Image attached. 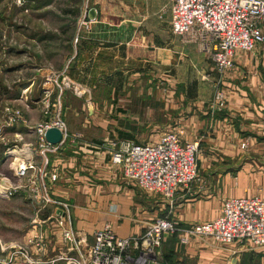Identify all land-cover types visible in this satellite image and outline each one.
<instances>
[{
  "label": "crops",
  "instance_id": "obj_1",
  "mask_svg": "<svg viewBox=\"0 0 264 264\" xmlns=\"http://www.w3.org/2000/svg\"><path fill=\"white\" fill-rule=\"evenodd\" d=\"M169 3L88 0L84 17L87 8H94L96 15L81 34L70 73L71 80L82 85V92L59 91L68 136L48 153L45 165L57 175L55 181L47 179V191L52 199L71 205L69 221L59 224L63 211L46 205L35 212L23 236L0 235V256L5 255L7 245L27 241L34 233V221L41 223L45 233L42 259L71 264L70 257L86 255L94 231L104 225L120 237L138 236L158 217L174 218L186 227L217 217L224 199L264 197V45L248 53L235 51L233 66L219 75L206 53L171 31L161 14ZM258 56L261 60L257 61L254 57ZM118 61L129 62L152 81L139 90L143 102L138 104L141 110L136 114L141 118L135 123L129 119L127 83L112 71L113 62ZM161 68L168 73L164 95L157 80ZM218 89L223 92L221 106L214 100ZM165 100L175 104V115L174 109L165 107ZM161 114L184 129L185 139L198 141L200 182L177 191L173 202L128 182L120 166L110 160L113 148L130 141L153 142L174 129L165 130ZM29 130L27 136H34ZM30 144L27 138L24 157L40 160ZM66 226L80 241L76 250L61 240ZM180 237V232L165 234L155 259L167 264H264V250L245 243L219 244L206 237L182 243Z\"/></svg>",
  "mask_w": 264,
  "mask_h": 264
},
{
  "label": "built area",
  "instance_id": "obj_2",
  "mask_svg": "<svg viewBox=\"0 0 264 264\" xmlns=\"http://www.w3.org/2000/svg\"><path fill=\"white\" fill-rule=\"evenodd\" d=\"M168 11L171 31L206 53L219 75L233 66L235 51H252L264 42V0H170ZM95 15V9L89 8L86 23L94 21ZM214 100L220 106L223 104L221 90L215 91ZM50 128L61 133V140L56 144L46 140L45 133ZM35 132L40 160L20 162L15 174L26 181L31 203L39 210L49 204L60 207L63 215L58 223L62 225L69 221L71 205L51 198L46 181H55L57 175L45 168L48 153L56 151L68 136L59 98L51 107L45 105L44 118L35 125ZM197 151L198 142L185 139L184 129L178 127L161 134L153 142L130 141L113 148L110 160L120 166L128 182L173 202L176 192L188 188L197 177ZM20 187L16 184L4 188L0 195L10 197ZM31 226L34 233L24 244L7 245L5 255L0 256V264H11L16 257L17 264H53V259H42L46 238L41 223L34 221ZM178 232L182 243L192 237H206L219 244L240 242L264 250V197L224 199L217 217L186 227L180 226L174 218L158 217L148 222L138 236L120 237L109 225H104L94 231L86 255L79 253L69 260L71 264H167L156 260V255L164 235ZM61 240L71 250H76L80 243L69 226L62 229Z\"/></svg>",
  "mask_w": 264,
  "mask_h": 264
},
{
  "label": "rangeland",
  "instance_id": "obj_3",
  "mask_svg": "<svg viewBox=\"0 0 264 264\" xmlns=\"http://www.w3.org/2000/svg\"><path fill=\"white\" fill-rule=\"evenodd\" d=\"M86 5L88 0H0V191L21 185L10 197L0 195V235L4 237L23 236L30 228V219L39 211L31 203L26 181L15 174L20 162L30 161L24 157L27 138L37 154L35 125L44 118L45 105L51 107L62 88H69L77 94L82 92V85L75 84L70 73L72 61L78 55L76 47L82 39L81 34L88 30L89 8L85 17L83 14ZM168 7L169 4L161 14L170 27ZM254 59L261 60L260 56ZM112 71L127 83V106L132 111L129 119L138 122L141 118L136 114L138 104L143 102L139 90L148 87L152 81L141 76V70L130 67L129 62H113ZM159 74L157 80L161 95H164L167 93L168 73L161 68ZM164 103L169 110L174 109L171 112L175 115V104L167 100ZM159 118L161 124L167 126L165 130L178 128L174 121L167 120L168 115L161 114ZM30 128L34 136H27ZM199 182L197 168V177L191 185Z\"/></svg>",
  "mask_w": 264,
  "mask_h": 264
},
{
  "label": "water",
  "instance_id": "obj_4",
  "mask_svg": "<svg viewBox=\"0 0 264 264\" xmlns=\"http://www.w3.org/2000/svg\"><path fill=\"white\" fill-rule=\"evenodd\" d=\"M93 14L92 11H90ZM46 140L52 144H56L61 140V133L56 128H50L45 133Z\"/></svg>",
  "mask_w": 264,
  "mask_h": 264
}]
</instances>
